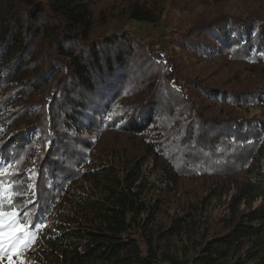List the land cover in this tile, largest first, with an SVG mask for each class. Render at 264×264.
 I'll list each match as a JSON object with an SVG mask.
<instances>
[{"label": "trees", "instance_id": "trees-1", "mask_svg": "<svg viewBox=\"0 0 264 264\" xmlns=\"http://www.w3.org/2000/svg\"><path fill=\"white\" fill-rule=\"evenodd\" d=\"M194 1L172 0L175 6ZM116 2L98 14L99 0H0V161L13 165L2 177L15 193L6 207L35 229L92 174L98 139L113 129L154 128L150 146L167 180L163 195L143 196L140 164L112 163L107 194L87 195L89 210L61 228L70 264H264V170L259 178H237L264 151V118L235 109L264 105V16L201 14L175 38L203 52L217 36L214 47L224 60L262 73L240 83L230 76L209 81L184 74L175 55L157 59L153 43L128 31L92 37L95 21L117 10L149 22L160 17L159 6L146 0ZM52 68L61 69L56 91L38 95ZM209 99L232 105L215 113ZM36 129L40 149L30 189L28 133ZM173 189H183L177 199L169 196ZM257 191L262 198L254 204ZM214 198L220 214L208 223L203 214ZM185 235L191 244L183 256L172 241ZM193 246L197 252L187 257Z\"/></svg>", "mask_w": 264, "mask_h": 264}, {"label": "rangeland", "instance_id": "rangeland-1", "mask_svg": "<svg viewBox=\"0 0 264 264\" xmlns=\"http://www.w3.org/2000/svg\"><path fill=\"white\" fill-rule=\"evenodd\" d=\"M116 1L125 3V0H99L96 5V12L111 5L118 4ZM148 4H157L159 6L158 14L160 17L156 22L134 19L127 15L119 14L108 15L106 18L97 19L90 31L92 37H101L110 35L114 32L128 31L139 40L145 43H153L156 50L159 51L156 58L163 60L164 54L175 55L184 65L183 73L205 80H218L222 77H232L231 83H240L246 80L249 75L261 77V69L254 66L250 69L246 64H239L224 60L221 51L215 48L220 44L217 36H213L211 41L206 42L205 51L196 52L192 47L181 46L175 44V38L186 31L193 21L201 14L215 16L220 12H225L233 15L246 17L250 12L257 10L264 16V0H198L189 3L185 6H175L172 0H146ZM99 14V12H98ZM177 54H174V53ZM61 69L52 68L48 75V82L38 90V95L49 96L51 91L57 89V79ZM248 80V79H247ZM246 80V81H247ZM174 83V80L171 79ZM185 85V81L182 80ZM176 85V83H174ZM210 110L219 112L225 106L220 99H209ZM263 102L259 104L238 105L235 107L236 112L240 115L251 117L260 115L264 118ZM15 129V128H13ZM154 128L142 134H133L129 132H120L113 129L109 134L106 133L96 142L95 150L92 151L89 160V167L92 174L89 177L82 178L78 183L71 188L70 198L60 206L45 222L38 224L35 229H31L28 223L22 222L19 214L18 219L22 224H26L28 231L35 238V242L28 247H23L19 254H13L6 248L0 251V264H70L71 253L67 250L66 242L59 239L61 236L62 227H66L72 222V216L75 214L81 215L82 212H87L89 209L86 206L85 199L87 195L95 194V196H103L107 194L108 187L113 181L111 164L117 161H123L127 167H132L134 164L141 165V175L139 182H145L143 196L147 201L155 199L163 195V189L166 187L167 180L161 168L155 166L153 152L151 150L150 141L155 137L153 135ZM34 132V131H33ZM28 134L29 138L34 139V154L28 164V184L30 189L35 185L37 170L36 153L40 147L37 145V138L40 132L36 129L35 132ZM11 163L0 161V182H3L5 187L11 186L8 179L2 176L12 170ZM264 170V151L260 152L253 166L244 170L237 177L240 180L259 178V173ZM173 187V183L170 185ZM183 189L171 190L169 196L174 199L182 193ZM254 199V204H258L262 198L258 194ZM202 191L199 190V196ZM188 197H193L189 194ZM224 196L223 199H227ZM229 198V197H228ZM10 200H0V210L11 211L16 209H8ZM221 206L219 198H214L209 203L203 214V220L211 222L220 214ZM18 212V210H16ZM173 211V208H170ZM172 243H175V249L179 250V254L183 255L184 245L191 244L187 236L183 239L174 238ZM197 249L190 247L187 257L194 256ZM184 256V255H183Z\"/></svg>", "mask_w": 264, "mask_h": 264}, {"label": "snow or ice", "instance_id": "snow-or-ice-1", "mask_svg": "<svg viewBox=\"0 0 264 264\" xmlns=\"http://www.w3.org/2000/svg\"><path fill=\"white\" fill-rule=\"evenodd\" d=\"M14 195L10 185L5 187L3 182H0V200H11ZM34 242L35 238L28 231L27 225L19 221L16 210H0V251L7 248L13 254H19L21 248Z\"/></svg>", "mask_w": 264, "mask_h": 264}]
</instances>
